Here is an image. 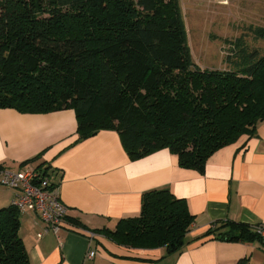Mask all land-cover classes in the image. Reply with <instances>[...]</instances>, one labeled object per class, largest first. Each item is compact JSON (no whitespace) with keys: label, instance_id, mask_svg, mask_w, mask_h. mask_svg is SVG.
Here are the masks:
<instances>
[{"label":"trees","instance_id":"16d2710c","mask_svg":"<svg viewBox=\"0 0 264 264\" xmlns=\"http://www.w3.org/2000/svg\"><path fill=\"white\" fill-rule=\"evenodd\" d=\"M227 44L228 67L195 63L179 0H0V108L73 109L77 140L112 129L131 160L167 148L179 167L202 173L214 152L264 120V53L243 37ZM193 222L185 199L163 187L142 194L137 216L88 230L171 254L191 241ZM217 223L205 234L264 249L256 227ZM19 228V211L1 207L0 264H30Z\"/></svg>","mask_w":264,"mask_h":264},{"label":"crops","instance_id":"0c3cea01","mask_svg":"<svg viewBox=\"0 0 264 264\" xmlns=\"http://www.w3.org/2000/svg\"><path fill=\"white\" fill-rule=\"evenodd\" d=\"M76 129L73 109L25 113L0 108V170L49 171L67 216L83 226L67 224L54 234L35 212L20 213L19 235L30 264H83L88 248L96 251L89 264H236L244 257L248 264H264L258 240L205 234L218 221L264 225V120L253 136L243 135L214 152L202 173L179 167L167 148L131 160L117 131L102 129L77 140ZM3 187L0 208L11 204L15 192ZM163 187L185 199L194 215L191 241L180 252L128 248L101 234L87 238L88 229H114L120 218L137 216L142 194Z\"/></svg>","mask_w":264,"mask_h":264},{"label":"rangeland","instance_id":"374dc122","mask_svg":"<svg viewBox=\"0 0 264 264\" xmlns=\"http://www.w3.org/2000/svg\"><path fill=\"white\" fill-rule=\"evenodd\" d=\"M179 6L192 59L200 67H228L227 42L238 37L264 53V37L250 30L264 28V0H179Z\"/></svg>","mask_w":264,"mask_h":264},{"label":"built area","instance_id":"2783aa9c","mask_svg":"<svg viewBox=\"0 0 264 264\" xmlns=\"http://www.w3.org/2000/svg\"><path fill=\"white\" fill-rule=\"evenodd\" d=\"M0 184L15 191L11 205L19 213L35 212L46 223L47 230L57 234L67 224L75 227L65 220L68 209L62 203L58 186L52 181L50 172L46 169L31 166H24L17 170L3 168L0 170ZM256 230L264 235L263 224H259ZM85 234L89 239L97 235L91 230L86 231ZM95 254V249L88 248L84 254L83 264H89Z\"/></svg>","mask_w":264,"mask_h":264}]
</instances>
